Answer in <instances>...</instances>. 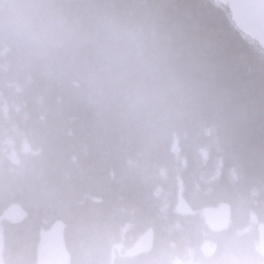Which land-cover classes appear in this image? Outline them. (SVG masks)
<instances>
[{
  "label": "trees",
  "instance_id": "1",
  "mask_svg": "<svg viewBox=\"0 0 264 264\" xmlns=\"http://www.w3.org/2000/svg\"><path fill=\"white\" fill-rule=\"evenodd\" d=\"M55 222L70 264H264V49L227 7L0 0L4 264H35Z\"/></svg>",
  "mask_w": 264,
  "mask_h": 264
},
{
  "label": "water",
  "instance_id": "2",
  "mask_svg": "<svg viewBox=\"0 0 264 264\" xmlns=\"http://www.w3.org/2000/svg\"><path fill=\"white\" fill-rule=\"evenodd\" d=\"M216 1L222 6H228L231 20L238 31L264 49V0ZM176 211L183 217L190 213V208L185 200L180 199ZM8 215L13 224H19L24 219L25 213L14 206L9 210ZM202 218L212 232H223L229 228L231 209L227 204H220L217 208L203 210ZM152 246V233L144 234L125 253V257L135 258L146 254L152 249ZM202 251L204 254L209 255L213 252V249L206 242L202 246ZM2 254L3 239L0 237V264H4ZM35 264H70V255L64 241V225L62 222L54 223L48 230L41 233Z\"/></svg>",
  "mask_w": 264,
  "mask_h": 264
},
{
  "label": "rangeland",
  "instance_id": "3",
  "mask_svg": "<svg viewBox=\"0 0 264 264\" xmlns=\"http://www.w3.org/2000/svg\"><path fill=\"white\" fill-rule=\"evenodd\" d=\"M264 252V250H262ZM122 253V246H117L114 250V254H121Z\"/></svg>",
  "mask_w": 264,
  "mask_h": 264
},
{
  "label": "bare ground",
  "instance_id": "4",
  "mask_svg": "<svg viewBox=\"0 0 264 264\" xmlns=\"http://www.w3.org/2000/svg\"><path fill=\"white\" fill-rule=\"evenodd\" d=\"M179 200H180V199H179ZM179 200H178V201H179ZM177 203H178V202H177ZM176 206H177V205H176ZM189 207H190V206H189ZM10 221H11V220H10ZM11 223H12V221H11ZM0 237H1V236H0ZM1 238H2V237H1ZM202 246H203V245H202Z\"/></svg>",
  "mask_w": 264,
  "mask_h": 264
}]
</instances>
